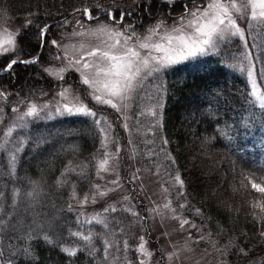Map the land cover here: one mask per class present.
I'll use <instances>...</instances> for the list:
<instances>
[{
	"label": "trees",
	"instance_id": "16d2710c",
	"mask_svg": "<svg viewBox=\"0 0 264 264\" xmlns=\"http://www.w3.org/2000/svg\"><path fill=\"white\" fill-rule=\"evenodd\" d=\"M184 1L176 0L173 10V5L151 0L149 12L138 7L144 0H17L23 8L13 19L22 30L14 58L38 59L36 63H18L12 73L0 72V92L5 93L0 101L7 104L2 106L12 112L15 104L19 106L31 96L45 97L63 82L85 91L75 72H67L62 82L40 70L43 64L55 61L51 41L57 29L78 16L84 23L95 22L85 20L83 12L75 9L95 3L106 9H131L132 15L118 26L125 30L133 25L138 37L158 22L180 17L181 6L187 4ZM96 14L109 23L103 13ZM45 25L51 26L47 41L40 36ZM246 38L243 43L238 37H229L218 51L166 68L151 94L157 104L155 118H146L142 106L149 94L140 98L141 91L132 99L130 114V120L140 127L134 139L141 152L152 153L144 151L140 159L128 163L133 167L137 161L139 169L147 172L160 165L172 180L180 176L183 185L177 182L173 186L177 191L173 203L185 218L222 244L225 262L221 264H264V210L253 207L264 206V194L251 186H264V107L256 103L241 71V56L248 50L264 94V30H254ZM5 58H0V71L7 63ZM188 101L189 111L180 108ZM112 125L116 138H128L117 122ZM26 134L19 148L0 153V264H139L137 251L130 247L136 244L132 237L130 262L111 258L115 251L127 254L122 245L124 230L136 229L139 238L145 233L147 227L141 232L146 224V220L141 222L143 212L130 226L129 219L122 215L118 219L116 210L111 213L116 219L105 216V227L90 222L82 228V235L75 232L82 226L77 207L85 195L90 199L97 193L95 159L103 153L104 135L95 119L83 114L29 119ZM11 159L13 164L7 162ZM130 214L127 211L125 216ZM84 235L90 239L85 241ZM87 243L90 246L83 245Z\"/></svg>",
	"mask_w": 264,
	"mask_h": 264
},
{
	"label": "rangeland",
	"instance_id": "374dc122",
	"mask_svg": "<svg viewBox=\"0 0 264 264\" xmlns=\"http://www.w3.org/2000/svg\"><path fill=\"white\" fill-rule=\"evenodd\" d=\"M202 1L203 2L195 0V3L203 7L206 6L207 3L212 2V0ZM226 2L231 3V0H226ZM185 3L188 4V0H185L184 4ZM235 3L236 6L240 8V12H235V10H233L234 18L238 17L237 24L244 32V39L241 40L239 37L238 38L243 41V43H246L247 35L250 37V35L254 33V30H264V22H262L264 21V18H252V7L247 3V0H235ZM190 7H192V5ZM22 8L23 6L19 4L17 0H0V43H4V46L8 47L9 45L5 42L8 40L9 36H11L15 39V44L12 46L14 53L18 48L19 33H21L22 26L19 22L13 19V16L16 15V11L18 12ZM258 12L259 9H257V13ZM180 17L169 22H163L161 30L151 35V41L166 45L167 41L162 39L163 36L166 34L173 36L179 35L180 33L174 32L173 29L182 27ZM79 19L78 16L74 19L73 23L71 21L67 22L63 27L57 29L56 36L52 38V40H57L59 42V46L54 47L55 61L53 64H43L40 67L41 72L50 76L54 81H62L60 77H65L69 71L75 72L78 75L77 81L79 80L80 83L82 79L79 72H76L68 66L67 59H57V56L67 55L71 59H78L81 56H84L89 61H92L94 58L87 57L88 51L95 49L97 46H100L103 50H107L104 46L107 37H97L88 34L87 32L88 29L97 26L96 22L84 23ZM187 19L190 18H186L183 24V34L185 35L191 34L192 31L187 27ZM77 21L80 23H77ZM100 23L108 22L100 21ZM81 25H83V27ZM154 26L152 25L151 28ZM113 27L123 31L118 25H113ZM149 29L147 28L138 36L141 41H143L145 36L150 35L148 31ZM74 33H83V35H74ZM135 44L136 39L134 37L132 41H129V45ZM122 45L123 39L121 38V45L118 46V48ZM113 51L115 52V50ZM140 51L141 55H145L147 50ZM246 53H249L248 50L245 51L244 54ZM152 54L156 56L163 55L162 52H153ZM241 57V63H244V72L252 93L251 83L247 76V68L249 65L243 60V56ZM0 58L5 57L0 56ZM249 58L252 61L251 57ZM5 59H7V57ZM27 60L33 59L31 58L23 61ZM96 63H101L103 66V62L98 59H96ZM173 65L175 64L169 65L168 67ZM62 68L65 69V71L61 72L60 69ZM45 69H48V71H45ZM0 72H4L3 69ZM153 78L156 79L157 83L156 81H154V83H149L150 79ZM141 85V87L136 88L135 91L128 94L126 107L123 104L120 105L122 108V111L120 112H117L115 109H112L107 105L97 104L87 95L86 91L77 90L76 87L64 82L58 84V87L45 97L31 96L28 100L21 102L19 106L15 104L12 107V109H16L15 112L6 111L7 107L2 106V104L5 103L0 101V153L3 150H11L12 147L19 148L23 144V138L25 139V136L27 135L26 131L29 126V119H47L50 117L55 118L57 115L69 114L66 111H63V106L65 104H68L69 107H73L74 111L72 114H76V107H87L92 111H95L97 116L90 117L95 119V123L97 119L100 120V123H96V125L104 135L103 153H100L96 157L97 159H95V174L98 177V182L95 180V183L99 188H96L97 193L94 194L92 198L88 199L86 203L83 202L82 199V201L80 200V205L77 207V210H79L77 217L82 226L75 232L82 235V233H84L82 228L86 229L87 225L90 222H96L97 218L104 221V223L100 224L105 227L107 224L105 216L110 215L109 220L112 218L116 219L115 216L113 217L111 215V213L116 210H118V219L120 215H122L121 218L123 219H129L128 222L130 223L128 225L130 226L138 222L139 219L136 217H141V213L143 212L144 217H141V222L144 224L146 220V224L145 227L141 228V232L147 227V230L145 233H142L143 235L141 236L144 238V251L141 252L139 249V245L142 241L139 238L140 235L138 236L137 234V230L126 229L121 235L122 245L127 254L115 251L111 260L123 257L130 262L128 252L129 242L132 237L136 244L130 247L137 251L136 256L139 264H141V262H143V264H221L222 261L225 262V259L222 258L224 250L223 247H220L222 244L219 243L217 238L200 230L198 223L185 218V214L180 209H177L173 203V197L175 198L177 194L176 188H173V186L177 181L172 180L171 176L165 170L163 171L160 165L155 167L154 172H151L150 170L147 172L146 170H143V168L141 170L139 169L138 164L136 163L137 161L133 167L128 163V160L134 163L135 159H140L141 153L144 151H146L147 155L152 153L150 150L146 149L141 152L140 147L137 144L138 142L134 139V134L139 132L140 127L138 122H132L130 120V114L131 105L133 103L132 99L135 95L138 96V92L141 91V94L138 96L140 98L147 97L149 94L146 99V105L142 106V108H145L143 111L147 115L146 118H155L157 104L156 99L151 96V94L156 89V85H159V81L154 76H147L141 81ZM256 92L258 95H264L260 90L258 83ZM60 93H63V96H61ZM253 97L256 103L261 106L257 97ZM189 102L190 101H188L186 105L185 102L181 103L180 108H184V110L186 108L189 111ZM182 104H184V106ZM33 105L36 107L37 114L33 116L25 115L28 109ZM57 108H60L61 111L57 112ZM107 108L110 109L107 110ZM153 112H155V115H152ZM108 114L111 116H108ZM181 118L183 119V117ZM114 119L115 122H113ZM112 122H117V124L125 130L128 136V138L126 137L127 139H119L113 135ZM125 123L128 125L127 129L124 127ZM15 131L20 132L13 136ZM60 148L65 149L63 148V145H60ZM117 148H119L118 153ZM187 149L190 150V147L187 146ZM105 153H108L109 159V163L106 165V171L98 168L99 162L105 158ZM7 162L13 164L14 160L11 159ZM133 177H135V179H133ZM116 179L119 180L118 186L111 183L112 180ZM99 192H104L105 195L100 196ZM125 197H127V199H125ZM166 203L170 205L169 208L164 207ZM113 208L116 210L112 211L111 209ZM105 209H108V211H105ZM173 209L175 211H173ZM127 211L131 213L130 217L125 216ZM184 219L190 221V224L181 228L180 223ZM192 224H194L195 227H191ZM201 237L204 238L201 239ZM125 241H127V247L124 246ZM83 245L90 246L89 243ZM65 249L70 251L72 248Z\"/></svg>",
	"mask_w": 264,
	"mask_h": 264
},
{
	"label": "snow or ice",
	"instance_id": "6c2138e0",
	"mask_svg": "<svg viewBox=\"0 0 264 264\" xmlns=\"http://www.w3.org/2000/svg\"><path fill=\"white\" fill-rule=\"evenodd\" d=\"M115 2V0H113ZM165 6L173 5V10H175V0H163ZM247 3L252 7V18L257 19L258 17L264 18V0H247ZM192 5V7H189ZM140 10L147 9L149 12L153 8L151 0H144L143 3L138 5ZM183 11L181 13V28H174L173 31L180 33L179 35L166 34L162 39L167 41V44L154 43L151 41V35L157 33L161 30L163 22H158L153 28H150L149 36H145L143 41L136 36L135 27L133 25H127L126 29L121 31L114 28L113 25H123L125 24L126 18L132 15L131 9H111L104 8L102 3H95L93 5H88L81 8L75 9L76 12H83L85 20L95 21L96 27L87 30L88 34L97 37H107L104 42V46L107 50H103L100 46L87 52V57L94 58L89 61L86 57L81 56L78 59H71L67 55L57 56V59H67L68 66L74 69L76 72L80 73L81 83L85 86V91L88 96L91 97L97 104L107 105L108 107L115 109L117 112L122 111L120 105L126 107V101L128 99V94L135 91L136 88L141 87V81L147 76H154L159 78V73L166 70L169 65L176 64L180 61L188 60L190 58H195L198 55H208L210 52H215L219 50V45L222 41H225L229 37H239L241 40L244 39L243 29L237 24V18H234L235 12H240V8L236 6L235 0H231V3L226 2V0H212V2L207 3L206 6H199L195 3V0H189L188 4L181 6ZM257 9L259 12L257 13ZM101 12L103 16L107 18L109 23H100V16L96 13ZM187 19V27L190 28L191 34L185 35L184 33V21ZM264 22V21H262ZM31 24V21L27 22ZM77 23H80L77 21ZM83 27V25H81ZM51 26L45 25L40 29V36L42 40L47 41V32L50 31ZM74 35H83V33H74ZM136 39L135 45H129V41L133 38ZM121 38L123 39V45H121ZM9 46H4V43H0V56L7 57V63L3 65V71L7 73H12L14 66L18 63H36L37 59L21 61L14 58L15 53L13 50L15 39L9 36L8 40L5 42ZM51 44L54 47L59 46L57 40H52ZM139 49V50H138ZM115 50V52L113 51ZM140 50H147L145 55H141ZM153 52L160 53L162 56L153 55ZM250 53L243 54V60L247 62L249 67L247 68V76L251 83L252 95L256 96L260 101L261 106L264 107V95H258L256 92L257 81L255 79V65L252 64L250 60ZM96 59L103 62L96 63ZM230 67H235V65H230ZM245 68H241L244 71ZM48 71V69H45ZM61 72L65 69H60ZM51 74V73H50ZM264 77V72L261 73ZM61 80L64 79L63 76L60 77ZM5 95V93L0 92V96ZM63 96V93H60ZM16 109H13L15 112ZM57 112L61 109L57 108ZM63 111L72 114L74 109L69 107L68 104L63 106ZM76 114H83L86 116L96 117L97 113L92 111L87 107H76ZM37 114L36 107L33 105L30 107L25 115L33 116ZM143 115V113H141ZM155 115V112L152 113ZM96 123L99 124L100 120L97 119ZM125 129L128 125L124 124ZM119 148H117V153ZM108 153H105V158L102 159L98 168L100 170H107L106 165H108ZM135 179V177H133ZM175 180L183 185V181L180 176L177 175ZM113 185H119V180H112ZM252 188L259 193L264 194V186L259 183H252ZM97 189L99 186H95ZM114 190V189H113ZM31 195V193H29ZM100 196L105 195L104 192H99ZM75 197V193H73ZM89 199L88 195H85L83 202H87ZM127 199V197H125ZM169 204H165V208H169ZM181 208L185 205L181 204ZM253 207H261L264 210V206L259 204L253 205ZM115 211L116 209H111ZM108 211V209H105ZM173 211H175L173 209ZM197 214H199V209H197ZM97 223H104L103 220L97 218ZM190 224V221L184 219L181 221L180 226L184 228L185 225ZM106 226V225H105ZM191 227H195L194 224ZM79 235V234H78ZM264 236V232L261 233ZM85 241L89 240L88 235L82 237ZM204 237H201L203 239ZM142 243L139 245L141 252L144 251V238L140 237ZM124 246L127 247V241H125ZM68 251V249H65ZM107 251V246L105 248ZM243 251V250H241ZM70 255L75 254L70 252ZM143 264V262H141Z\"/></svg>",
	"mask_w": 264,
	"mask_h": 264
}]
</instances>
